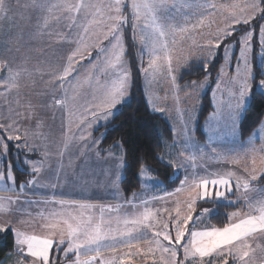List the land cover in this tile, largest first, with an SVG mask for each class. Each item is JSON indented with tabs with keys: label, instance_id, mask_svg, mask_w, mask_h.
<instances>
[{
	"label": "snow or ice",
	"instance_id": "1",
	"mask_svg": "<svg viewBox=\"0 0 264 264\" xmlns=\"http://www.w3.org/2000/svg\"><path fill=\"white\" fill-rule=\"evenodd\" d=\"M187 4L178 5L176 0H131L130 4H126L125 0H106V2L86 3L85 0H76L75 3L70 0H62L60 3H41L40 0H32V7L46 12V15L40 17L42 23L38 24V29L41 32L47 31L49 35H55L57 42L72 44L76 43L77 47L71 50L67 56V64L62 68V71L53 74L52 80L49 81L50 89L48 91L36 93L37 96L48 97V99H38L35 103L29 99L26 104H20L17 100V107L10 108V115L6 118V123H0V139L6 137L3 143H0V149L3 154L8 152L7 141H20L21 126L20 119L26 121H36V127L40 128L43 121L39 118V108H52L69 110V101L76 102L78 92L85 84H90L95 78L97 84L101 79H106V83L102 86L99 97H93L91 104L83 105L82 113L77 117L81 124L86 128H90L94 120H88V116L94 119L98 116V110L103 109V118L108 119L112 116V109L118 104L125 102L126 98L131 94L132 74L128 61L126 60V47L124 42L123 28L128 25L129 17L125 15V8L131 9V29L132 39L134 44L139 45L140 53V71L149 84L159 74L165 73L171 78L170 87L173 91H180L177 73L181 68L179 59L177 58L176 66L173 67V52L174 47H169L168 36L177 31L183 34L188 31L187 27H178L170 22V13L173 10H180L188 7ZM264 0H247L242 4L233 3L226 7L228 17L224 20V27H218L215 35L206 41L205 47L208 50L209 56L214 58L213 49H219L225 41L230 37L235 36L236 25H249L256 19L257 13H260V19L264 20ZM206 7V5H201ZM211 7H216L211 5ZM9 5L6 0H0V20L7 19ZM83 13L84 22H80L81 14ZM61 20L68 21L65 27L68 29L69 35H64L61 32L53 34L51 27L53 22L59 24ZM203 24L201 19L199 22ZM196 27V25H193ZM74 28L81 29L84 36L89 33L95 35L94 46L98 49L95 61H90L89 71L82 77L77 78L69 87H65L69 77L76 71L75 65L80 60L87 56H91L89 46H85L84 36H80L78 40L70 39V34ZM261 52L259 56L260 66L257 68L252 62L253 45L251 31L244 30L238 43L240 44V53L237 57L236 75L231 78L230 84L233 86L229 89V102L226 118L222 115V108L219 104L214 105L216 109L208 118L210 127L212 122H216L214 131L219 132V121L225 119V127L230 128L233 132L240 114L247 103L253 90H259L264 94V25H261ZM106 42V43H105ZM176 44L173 36L172 45ZM232 45L228 44L225 47V59L227 60L229 48ZM11 49L8 50L11 55ZM20 51L19 48L16 49ZM148 56L147 67H144V55ZM15 57L11 61L5 57H0V70L7 69V76L0 78V87L4 91L0 95L7 96L12 91H17L21 88L20 79L22 74L27 71L22 67L13 68ZM208 60L204 61L205 81L197 85L196 81L192 82L191 87H204L208 76ZM242 64V67H241ZM221 75L224 72L223 67L220 70ZM99 74V76H97ZM188 86L186 85L185 88ZM220 88V80L217 81V89ZM50 92V95H49ZM71 93V94H70ZM150 106L154 111H162L158 107ZM23 108V111L20 109ZM69 114L72 115L69 111ZM86 122V123H85ZM264 124V121L261 122ZM27 130L23 139L25 147L29 150L33 149L27 143ZM63 135V133H62ZM103 136V134H102ZM65 137L64 149L57 153L61 158L64 155V150L68 148V140ZM79 139L84 140L85 136L82 133ZM262 143L259 149L252 146V141L248 142V147L243 153H223L217 154L214 159L223 160L228 163L240 164L242 160H250L252 167L249 168L248 163H244L243 171L246 176H236L234 172H228L224 176L209 179L200 177L199 180L193 178L194 189H199L195 197H191L186 201L187 213L182 216L179 204L177 205L176 216L171 218V222H164L161 227H157L152 223L154 213L147 208V201H144L145 210L132 218L123 219L124 228L105 229L103 212L105 209L100 208L101 216L99 221L95 220L92 215L85 216L81 211L78 215L72 212L53 213L45 218L46 222L41 227L47 230L44 234L23 232L12 225L15 221H7L0 223V232L11 231L14 234L15 254L19 257L17 264H54L50 257L53 247L59 248L61 245H67L63 249L65 257L68 253L75 254V260L72 264H94L95 256L91 255L95 252L97 255L103 248L115 250L117 245L132 246L134 241L146 239V233L142 230H152V240L145 250L136 249V253L143 251L145 256L156 252L160 253L158 264H213L217 257H223V264H228V257H232L237 261V264H254L255 254L257 250L264 253V189H256L252 186V181L258 179L264 180V137H261ZM101 140L93 141L91 145L86 147L91 150L96 149V156L101 157V153L96 147ZM186 143H190V138ZM175 146V145H173ZM123 148V141H117L107 149L108 156L111 157L113 148ZM213 151H216L214 148ZM250 154V155H249ZM257 154H259V165L257 168ZM45 158H48V153H44ZM180 155L193 161L196 160L194 153H189L182 150ZM125 155H121L113 159L111 163L108 160L104 161L107 166V171L104 173L109 182L114 188L119 190L117 182L119 180V172L125 167ZM25 164L31 166L33 178L27 181L29 186L38 185L40 183L37 178L42 171V163H35L29 160L24 161ZM60 168H63V160L57 162ZM181 162V166H182ZM72 166V161H69V167ZM177 165L173 163V167ZM145 167L141 166V177L145 174ZM235 176V185L232 184V177ZM75 179H84L85 177L75 175ZM7 180L11 182L13 187L5 185L3 191H15V177L12 173V167L9 165L7 176L0 171V181ZM187 183V178L181 181V187L175 189L176 193L184 190V185ZM55 188L57 184H50ZM211 186V187H209ZM222 189V190H221ZM235 191L241 194L246 202L248 211L232 212L228 216L229 223L224 227H211L205 230H189L188 225L193 221L192 213L195 211L197 201L210 203L213 196L219 201L221 198L226 199L227 193ZM20 191H24V185L20 186ZM256 192L255 197L250 196V193ZM168 195H172L169 193ZM153 199H156L154 197ZM61 206L69 204L68 201H57ZM17 200L12 197L0 196V213L11 214L13 209L11 206L16 204ZM75 203V202H72ZM81 210L91 209L94 206L91 204H79ZM22 210V209H18ZM114 209L109 208L108 211ZM167 211V209H165ZM214 212L212 208H202L201 216H210ZM196 219H199L197 217ZM159 223V222H157ZM175 231L173 238L172 231ZM59 237L57 240L56 237ZM110 243H103V242ZM167 242L165 244L164 242ZM179 246V247H177ZM183 250V259H180V250ZM81 257H84L83 259ZM208 258V259H206ZM154 264L157 262L154 259ZM264 264V261H261Z\"/></svg>",
	"mask_w": 264,
	"mask_h": 264
},
{
	"label": "rangeland",
	"instance_id": "2",
	"mask_svg": "<svg viewBox=\"0 0 264 264\" xmlns=\"http://www.w3.org/2000/svg\"><path fill=\"white\" fill-rule=\"evenodd\" d=\"M6 2L9 5V12L7 19L0 20V57H5L11 61L14 56L15 63L12 65L13 68L22 67L27 71L22 74L20 79L21 88L19 93L14 90L6 97L0 95V123L7 122L6 118L10 115L9 109L17 107V100L23 105L26 104L29 99L34 103L38 99H48V97L37 96L36 93L48 91L50 89L49 81L52 80L53 74L62 71V68L67 64L68 53L77 47L76 43L69 45L57 42L55 35H53L54 39L51 40V35H49L47 31H39L38 24L42 23L40 17L46 15V12L33 8L32 0H6ZM40 2L53 4L60 3L62 0H40ZM70 2L75 3L76 0H70ZM85 2L98 3L106 2V0H85ZM130 2L131 0H125L126 4H130ZM176 2L178 5H189L178 11L173 10L170 13L171 23L178 27L188 28V31L183 34L177 31L174 34H170L167 38L169 47L175 48V51L173 52V67L176 66L177 58L181 64V68L177 73L178 76V74L190 64L198 62L204 63L205 60L210 62L216 57L218 49H213L215 56L214 58L210 57L208 50L205 47L206 41L215 35L218 27H224V20L228 17V12L225 10L226 7L233 3L242 4L247 2V0H176ZM201 5H206V7H201ZM211 5H215L216 7L213 8ZM127 10V15H129V25L131 27V9L127 8ZM260 15V13H257L256 19L249 25L240 24L235 26L236 32L239 31L237 37L235 39L230 37V40L228 39L229 41L222 46L221 62L218 67V72L213 79L208 75L209 78L204 87L192 88L190 86V90L183 94L171 89V78L167 77L165 73L159 74L155 79L150 77V84L145 81V78L141 73L142 90L150 111L159 114L166 119L171 131V137L165 143V150L160 156V160L172 167L173 163L177 165L176 167H173L176 169L175 173L177 175L179 174V179L174 189L181 187V181L187 178V183L184 185L183 191L176 193L175 190H165L163 184L153 177L145 167L146 171L143 177H141L140 170L138 172L140 182L139 190L132 193L128 204L125 206L123 204H118V200H120L121 195L123 194L120 188L122 169L119 172V180L117 182L119 194H117V188L112 186L108 177L104 174L107 171V166L100 167L98 165L99 163L96 161V149L93 148L89 150L86 146L91 145L93 141L101 140L100 136L94 138L93 132L99 126L107 123L116 113L117 107L121 104H118L116 108L111 110L113 115L109 116L107 120L103 118V109L98 110L99 114L95 119L89 115L88 120H94L90 128H86L85 125L81 124L77 119L83 111L82 106L85 104H91L94 96L99 97L102 86L106 83V79H101L100 83L97 84L95 78L90 84H85L84 87L79 90L75 103L69 101V110L59 108H39V118L43 121L40 128L36 127L35 120L26 121L20 119V134L22 139L20 141H9L13 143L15 148H18V151L24 152V154H22L23 157H21V164L24 165V168L21 164H17L16 166H18V168L21 166L24 171L31 172V166L24 163L25 160H29L35 163H42V171L37 177L40 181L38 185L29 186L27 182L24 183L26 180L19 184H16L15 182V191H20V186L24 185V192L32 191L33 193L40 194L68 196L97 194L102 197H109L116 200L115 202H118L116 204L118 206H114L113 209L116 210L119 215L127 218L132 211L140 210V208L138 209L137 207L138 205L142 206L140 202L143 203L144 201H147L149 208H151V210L154 209L155 211L152 223L157 227H160V221H162L161 218L165 216L159 213L168 212L169 214H172L178 204L182 216L187 213L188 209L186 201L191 197H195L197 192L200 191L199 189H194L193 178H196L197 180H199L200 177L213 179L219 176H224L228 172H234L236 176H246L243 167L245 162L248 163L249 168L252 167L249 160H242L240 164H233L223 160L214 159L218 153H241V140L238 135V123L242 117L243 110L237 121L234 132L230 128L225 127V119H220L219 121L220 131H214L213 129L216 126V122H212V126L210 127L208 118L216 110L214 108V105L216 104L221 106L223 110L222 115L225 118L227 116L229 102L228 92L229 89L233 87L230 84V80L236 75L237 57L240 53V44L238 41L240 40L241 35H243L245 29L253 33V54L255 56L257 68L260 66L259 56L262 40L260 28L261 25H264V20L260 19ZM201 19L203 20L202 25L199 23ZM80 22H84L83 13L81 14ZM67 23L68 21L65 20H61L59 24L53 22L51 32L53 34L61 32L64 35H69L68 29L65 27ZM193 25H196V27H193ZM78 32L80 36H84L81 29L74 28L70 34V39L78 40ZM173 36L176 40L174 46L172 45ZM84 41L85 46L90 47L91 56H87V52H85V58L75 65L76 71L71 77H69L68 82L65 84L66 88L69 87L71 83L75 82L77 78H82L89 71L90 61H95L96 59L98 49L94 46L95 35L89 33L87 36H84ZM228 44H231L232 47L229 48V58L226 60L225 47ZM136 45L140 67L139 45ZM53 47L55 53L52 52ZM17 48L20 49L19 52L16 51ZM9 49L12 50L11 55L8 53ZM143 63L144 67H147V54L144 55ZM222 67L224 72L221 75L220 70ZM7 74V69L0 70V78L7 76ZM97 76H99V74H97ZM218 78L220 80L219 89H217ZM204 81L205 77L198 82L197 85ZM3 91V87H0V92ZM206 91H209L211 112L201 125L203 137L201 141L197 143V140L195 139L197 110L200 105V99ZM257 91L260 92L259 90ZM127 100L128 97L125 101ZM249 100L250 97L247 99L244 108L249 103ZM149 101H151L152 105L155 107L163 110L154 111L150 106ZM20 110L23 111V108ZM69 111L74 114L70 115ZM260 125L256 129L257 134L256 132H252L248 139L252 140L254 135H257V138L264 137V124L262 125V128H259ZM25 130H27L28 133L27 143L33 149L32 151L29 150V147L24 146L25 140L23 137L25 135ZM0 132H3V129H0ZM82 133L85 136L84 140L79 139ZM65 137L70 139L68 140V148L64 150L63 158H65V160L63 162V168L61 169L60 165L57 163V158L60 157L57 153L64 149ZM189 138L190 143H186ZM3 140L0 139V143H3ZM202 141H204L203 144H205V146L198 145ZM173 145H176V150L172 149ZM96 147L99 148L98 145ZM260 147L261 146L257 149ZM214 148L216 149L215 152L218 153L212 155L210 151ZM192 149H196L199 154V156H196L197 158L195 161L186 158V156L180 155L182 150L192 153ZM45 152L48 153L47 159L44 155ZM122 153V149L117 148L116 151L112 153L111 157H109L107 153L106 158H108L109 163H111L113 159L123 155ZM31 154H34L33 158H29L28 155ZM4 157L5 154H3L2 149H0V171H3L6 177L7 169L11 164L7 163L6 165H2V159ZM70 160L72 161L71 167H69ZM181 162H183L182 166ZM259 167V154H257V168ZM177 170L180 172L178 171L177 173ZM74 173L75 175L83 176L85 178L77 180L74 177ZM32 178L33 176L31 179ZM235 178V176L232 177L233 185H235ZM256 181H252L253 188L264 189V183L262 185H256ZM52 183L57 184V186L55 188L51 187L50 184ZM5 185L13 187L11 182L4 180L0 181V190H2ZM169 193H172V195H168ZM255 193L256 192L250 193V196ZM154 197H156V199H153ZM243 200V196L234 190L227 193L226 199L221 198L217 201L214 196L212 199L213 202L236 206L237 208L232 212H241V214L248 211L246 202ZM45 203L39 204L45 205ZM201 203L204 202L198 200L195 207L201 206ZM68 205L78 206V204L72 202H69ZM39 208L40 206H34L25 214L28 216H36ZM211 208L214 209L213 213H216L215 207ZM165 209H167V211H165ZM201 209L202 208H200L199 211L195 210V213L201 212ZM54 210L58 211L59 207L55 206ZM205 216L206 215H204V217ZM169 221L171 222V220ZM13 227L16 228L15 225H13ZM12 235L14 238L13 233ZM10 255L14 257L16 262L19 260V257L15 254V243ZM52 260L55 261L56 259L53 257Z\"/></svg>",
	"mask_w": 264,
	"mask_h": 264
},
{
	"label": "trees",
	"instance_id": "3",
	"mask_svg": "<svg viewBox=\"0 0 264 264\" xmlns=\"http://www.w3.org/2000/svg\"><path fill=\"white\" fill-rule=\"evenodd\" d=\"M127 12L128 10L125 8V15H127ZM238 33L239 31L232 38L235 39ZM123 35L126 47V60L128 61L132 74L131 94L128 96L127 101L117 107L116 113L107 123L95 129L93 137H101L102 142L98 144V149L101 153L106 152L115 142L123 141L124 147L121 148L122 154L125 155L126 153L125 167L122 169V179L120 181V188L123 195L129 196L138 191L140 186L138 172L141 166L146 167L147 171L163 184L165 190L171 191L177 185L179 174L177 175L175 173L176 171L171 165L165 164L160 160V156L165 150V143L171 137L169 124L162 116L150 111L145 101L137 45L133 43L129 23L123 28ZM229 40L225 41L224 44ZM224 44L217 50L216 57L208 63L207 74L211 79L218 72V67L221 62V48ZM252 62L256 65L254 54L252 56ZM203 69L204 63L198 62L192 63L182 70L177 76L179 87L182 89L179 92L185 94L190 90L193 81H196V83L200 82L205 77ZM186 85L188 86L187 88H185ZM210 112L209 91H206L200 99V105L197 110L195 139L198 143L203 137L201 125ZM263 117L264 95L257 90H253L249 103L243 109L242 117L238 123L239 139L245 140L248 138L260 125ZM3 139L6 138L4 137ZM7 144L8 152L4 160V165L7 163L11 164L12 173L16 183L19 184L30 176L21 166V169L16 166L18 163L21 164V157H23L22 154L24 152L18 151L12 142L7 141ZM117 148H113L112 150H116ZM28 156L34 157V154ZM255 183L256 185H262L264 180L258 179ZM200 205L195 207L196 211H199L200 208L215 207L216 213L211 216V220L217 226L225 225L228 214L237 208L236 206L213 201L210 203H201ZM13 247L14 241L11 232H0V262L7 254L12 252Z\"/></svg>",
	"mask_w": 264,
	"mask_h": 264
},
{
	"label": "crops",
	"instance_id": "4",
	"mask_svg": "<svg viewBox=\"0 0 264 264\" xmlns=\"http://www.w3.org/2000/svg\"><path fill=\"white\" fill-rule=\"evenodd\" d=\"M51 40H53V35L50 36ZM53 53L54 52V47H53ZM70 53H68L69 55ZM67 55V56H68ZM166 120V119H165ZM167 121V120H166ZM264 121V117L262 119ZM262 123L259 128H262ZM257 129V128H256ZM256 134H257V131ZM2 133V132H0ZM249 138V137H248ZM246 138L245 140H241V153H243L247 147H248V142L250 139ZM3 140V139H2ZM252 146L255 148H258L261 146L262 140L260 137L257 138V135H254V138L252 137ZM4 142V140H3ZM198 143V142H197ZM204 141H202L199 146H205L203 144ZM197 148V147H195ZM18 149V148H16ZM173 150H176V145L172 147ZM116 150H112V153H114ZM173 152V151H171ZM211 154L214 155L215 152L213 149H211ZM192 153H194L196 156H199L198 152L196 149H192ZM7 155V154H6ZM5 157L2 159V165L4 164ZM107 151L104 152V155L101 157H97L96 161L99 163L98 165L100 167L105 166L104 161L108 160L106 158ZM29 158H33L30 157ZM65 160V158L58 157L57 160ZM250 161V160H249ZM19 164V163H18ZM22 167L24 168V165L21 164ZM175 169V168H174ZM176 170V169H175ZM179 170H177L178 173ZM29 173V178L26 179L24 183H26L31 177L33 176L32 172L26 171ZM180 172V171H179ZM16 182V180H15ZM23 183V184H24ZM140 183V182H139ZM17 184V183H16ZM264 185V184H263ZM262 188V187H260ZM139 190V189H138ZM175 190V189H174ZM172 191V190H171ZM137 192V191H136ZM257 193L252 194L251 196L255 197ZM0 196L2 197H12L14 200H17L16 204H13L11 208L13 211L11 214L7 213H0V223H5L7 221H15L13 225L16 226V228L21 229L23 232L27 233H37V234H44L47 230L43 229L41 225L46 222L45 218L49 217L53 213H60V212H72L73 214H79L81 211L84 212L85 216L87 215H92L95 220L99 221L101 212L100 208L103 207L105 211L103 212V218H104V228L108 229H118V228H124L125 225L123 224V219L127 217H123L122 215H119V213L116 210L113 211H108V208H112L116 205L118 202H115L116 200L109 198V197H102L100 195H93V194H83V195H77V196H68V195H56V194H40V193H33L32 191L29 192H21V191H3L0 190ZM132 194L129 196L121 195V198L118 204H123L124 206L128 204L129 198H131ZM119 199V198H117ZM239 199V198H238ZM64 200L68 202H75V204H91L94 207L91 209H84L81 210L78 206H70V205H65L61 206L57 201ZM245 201V200H243ZM46 202V203H45ZM39 203H45V205H40ZM140 205H138V209L140 208L139 211H132V213L129 214L128 218H132L133 216L137 215L138 213H141L145 210V204L140 202ZM34 206H40L39 211H37L36 216H28L25 213L29 212L30 208H33ZM58 206L59 210L55 211L54 207ZM147 208H149V204L146 205ZM241 206V205H240ZM22 209V210H18ZM151 209V208H149ZM154 211V209L152 210ZM163 211V210H162ZM155 214V211L153 212ZM163 214L165 217H162L160 221V227L162 229V224L164 222H169L171 220L172 216H176V211H174L172 214H169L168 212L165 213H159ZM174 214V215H173ZM214 214V213H213ZM211 214L210 216L206 215L201 216V212L195 213V211L192 213L193 215V221L189 222L188 228L189 230H205L208 228H211L213 226L215 227H224L227 223H229L228 217H227V222L225 225L222 226H217L213 224L211 220ZM229 216V214H228ZM199 217V219H196ZM123 218V219H122ZM162 223V224H161ZM12 225V226H13ZM163 230V229H162ZM146 233V239H141L139 241H134L132 246L129 247L127 245H117L115 250H112L110 248H103L100 253L97 255L95 252H93L91 255L95 256L96 259L94 261V264H154V259L155 261L159 262L160 259V253L156 252L154 257L152 254H149L145 256L143 254V251L140 253H136L135 255H131V253H135L136 249L139 248L141 250L147 249L149 246V243L152 240V230H142ZM10 232V231H9ZM12 234V233H11ZM172 236L174 238L175 236V231H172ZM13 237V235H12ZM56 239L58 240L59 237L57 236ZM14 241V238H13ZM103 243H110V242H103ZM167 244V242H164ZM67 247V245H61L59 248L53 247L51 250V259L54 257L56 260L54 261L55 264H72V261L75 260V254L74 253H68V257H65V253L63 249ZM179 247V246H177ZM11 253V252H10ZM7 254L6 257L0 262V264H17L16 260H14V257L12 255ZM255 261L254 264H261V261H264V253H261L259 250H257L255 254ZM82 259L84 257H81ZM180 259H183V250H180ZM208 259V258H206ZM223 257H217L214 261L213 264H223ZM228 264H237V261L234 260L232 257H228Z\"/></svg>",
	"mask_w": 264,
	"mask_h": 264
}]
</instances>
